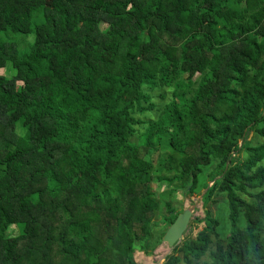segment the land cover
I'll list each match as a JSON object with an SVG mask.
<instances>
[{
  "label": "trees",
  "instance_id": "16d2710c",
  "mask_svg": "<svg viewBox=\"0 0 264 264\" xmlns=\"http://www.w3.org/2000/svg\"><path fill=\"white\" fill-rule=\"evenodd\" d=\"M0 69V264H137L204 189L163 264H264V0H0Z\"/></svg>",
  "mask_w": 264,
  "mask_h": 264
},
{
  "label": "rangeland",
  "instance_id": "374dc122",
  "mask_svg": "<svg viewBox=\"0 0 264 264\" xmlns=\"http://www.w3.org/2000/svg\"><path fill=\"white\" fill-rule=\"evenodd\" d=\"M100 26L102 28H104L105 24L102 23V24H100ZM19 36H21V35H19ZM25 39L28 41L31 40V42H32L33 37L31 35H28ZM23 41H22V44H20V47L21 48L23 47V49L28 48L29 44L25 45V42H23ZM2 73H3V69H0V74H2ZM173 111H174V106L171 104V106L169 108V112L172 113ZM251 136H252V133H249V138ZM152 187L155 191L159 192L161 190L166 189L167 186L161 182V183H152ZM199 195L200 194H194L192 196H186V197H183L179 194L175 195V198L177 200L176 202H178V205H179L177 207V209H179V208L183 209L185 207H188V206L196 203L195 208H194L193 213H192V217L190 218V221H189V223H188V225L184 231L183 239L186 236L194 237L197 234V232L199 230H201V228L204 225L202 222H197V220H196V219H201L204 216V209L202 207V202L200 199H198ZM212 212H213V215H215V217L220 222L219 227H218L219 233L224 236V234H227V232H228L227 205H225L224 203H217L216 205L213 206ZM162 223H163L162 221L159 222V224H162ZM7 230H8V232H10L12 234L16 233V229H15L14 225L9 226ZM168 250H169V248H168L167 243L161 242L155 248L152 255H149V256L143 254V252H141V251L135 250L133 253V259L137 264H163V262H164L163 258L168 253Z\"/></svg>",
  "mask_w": 264,
  "mask_h": 264
},
{
  "label": "water",
  "instance_id": "95a60500",
  "mask_svg": "<svg viewBox=\"0 0 264 264\" xmlns=\"http://www.w3.org/2000/svg\"><path fill=\"white\" fill-rule=\"evenodd\" d=\"M212 184V182H210ZM209 184V185H210ZM206 191L204 189L202 193L199 195L198 199L201 200L203 193ZM196 204V203H195ZM195 204H192L188 207L183 208L182 212H180L173 223L168 226L166 229L163 237H162V242H166L168 245V253L169 254L175 245H177L182 239H183V234L184 231L190 221V218L192 217L193 210L195 208ZM166 254V255H167ZM165 259V257L163 258Z\"/></svg>",
  "mask_w": 264,
  "mask_h": 264
},
{
  "label": "bare ground",
  "instance_id": "6f19581e",
  "mask_svg": "<svg viewBox=\"0 0 264 264\" xmlns=\"http://www.w3.org/2000/svg\"><path fill=\"white\" fill-rule=\"evenodd\" d=\"M165 247V246H164ZM167 250V249H166ZM167 253V252H166ZM164 254V253H163Z\"/></svg>",
  "mask_w": 264,
  "mask_h": 264
}]
</instances>
